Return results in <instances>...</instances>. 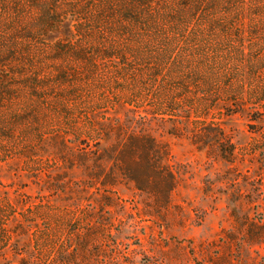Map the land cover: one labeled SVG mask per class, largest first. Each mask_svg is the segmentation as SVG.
<instances>
[{
  "label": "rangeland",
  "instance_id": "obj_1",
  "mask_svg": "<svg viewBox=\"0 0 264 264\" xmlns=\"http://www.w3.org/2000/svg\"><path fill=\"white\" fill-rule=\"evenodd\" d=\"M157 1L0 0V264H264V0Z\"/></svg>",
  "mask_w": 264,
  "mask_h": 264
},
{
  "label": "trees",
  "instance_id": "obj_2",
  "mask_svg": "<svg viewBox=\"0 0 264 264\" xmlns=\"http://www.w3.org/2000/svg\"><path fill=\"white\" fill-rule=\"evenodd\" d=\"M186 1L188 2V1H194V0H186ZM140 2H141V5L143 6V9L140 8V10L135 9L134 6L131 5L130 3L124 4V7L122 8V12L124 13V18L126 20H129L130 22L134 21L135 23H137V25L141 29L147 28V27L157 28L158 27L157 25H161L158 19L155 17L156 10L154 6L157 4L158 1L157 0H140ZM147 8H149L148 14L151 16H149L147 19L144 18L142 20L143 16L144 17L147 16V14L143 12V10H146ZM160 9L162 11H167L165 8H162L161 6H160ZM45 11L46 12L42 20L47 22L46 24L48 25H54V22L57 21L55 20V18H57L58 16L54 13H51L48 9H46ZM130 22H128V24L129 26L132 27L133 24H131ZM64 244H65L64 241L61 242V244H59L56 250L57 251L56 253H54L52 256H47L42 259H39L41 260V262H39L38 264H67V255L64 254L65 253Z\"/></svg>",
  "mask_w": 264,
  "mask_h": 264
}]
</instances>
